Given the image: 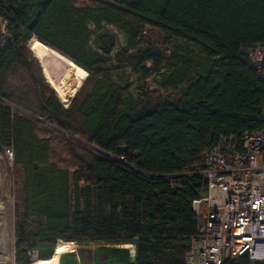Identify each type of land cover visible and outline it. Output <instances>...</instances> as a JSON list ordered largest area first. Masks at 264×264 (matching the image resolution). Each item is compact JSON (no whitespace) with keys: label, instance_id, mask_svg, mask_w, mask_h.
I'll return each instance as SVG.
<instances>
[{"label":"trees","instance_id":"16d2710c","mask_svg":"<svg viewBox=\"0 0 264 264\" xmlns=\"http://www.w3.org/2000/svg\"><path fill=\"white\" fill-rule=\"evenodd\" d=\"M79 2L58 40L39 36L97 76L66 107L59 96L72 70L54 87L58 95L47 80L56 77L52 59L43 71L35 37L52 38L63 26L57 3ZM0 16L11 33L0 47V149L13 148L22 172L16 260L52 257L59 238H90L100 245L81 247L83 264H189L199 220L193 203L209 184L205 153L241 152L246 134L264 128V62L260 68L247 54L264 48V0H0ZM101 21L129 37L148 26L179 41L170 57L158 48L125 51L136 76L166 63L161 83L179 95L132 92L126 77L93 68L84 57L89 23ZM99 43L110 54L116 40L103 33ZM58 148L65 161L54 156ZM125 242L136 244L135 259L128 247L109 245ZM225 264L253 261L244 253Z\"/></svg>","mask_w":264,"mask_h":264},{"label":"built area","instance_id":"2783aa9c","mask_svg":"<svg viewBox=\"0 0 264 264\" xmlns=\"http://www.w3.org/2000/svg\"><path fill=\"white\" fill-rule=\"evenodd\" d=\"M10 38L9 22L0 16V47ZM247 54L252 64L263 66V46ZM243 148L232 154L207 151L203 157L209 184L193 203L199 220L189 240V264H225L244 253L253 264H264V128L248 132ZM6 150L13 155L11 147Z\"/></svg>","mask_w":264,"mask_h":264},{"label":"rangeland","instance_id":"374dc122","mask_svg":"<svg viewBox=\"0 0 264 264\" xmlns=\"http://www.w3.org/2000/svg\"><path fill=\"white\" fill-rule=\"evenodd\" d=\"M80 5V2L75 6L57 3L56 9L65 15V19L62 23L63 26L58 29L55 36L52 38L41 33L38 34L37 38H35L41 43L40 47L45 49V52L38 53L33 51L41 64L52 59V67L56 71V77L52 76L47 78L46 74L45 76L53 88L67 75L69 69L72 70V74L69 75L71 81H68V83L64 85V93L59 96L66 107H69L72 102L77 103L78 100H80L81 97H79L77 93L87 78L90 77V82L86 89H90L92 83L96 81L97 76L94 73L90 74L85 68L73 62L69 56L55 50L52 46L42 41L39 36L42 35L54 42L58 40L67 23L75 14L77 6ZM89 27L92 32L88 43V54L86 52V56L84 57L91 63L93 68H105L107 74L114 81H120L122 76L126 77L127 80L125 83L128 84V87L132 92H138L141 89L145 90L152 96L160 94L164 97L176 98L179 95V90L172 86L164 87L161 83L162 71L167 72L168 67L166 63H164L161 71H152L149 76H136L131 73V68L126 63L125 55V51L133 52L139 48H158L163 51L166 56H174L179 52V41L173 39L167 40L161 31L148 26H144L137 37H129V34L125 29L109 21H101L99 24L90 22ZM103 33H110L115 37L116 44L110 54H105L100 46L99 36ZM93 54L94 56H97V58H101V60L95 61L94 56H92ZM53 74H55L54 70ZM56 92L59 95L60 90L57 89ZM6 148L7 147L0 149V249H4L7 260L9 261L8 264H14L15 261L17 262L14 247L17 236L15 234L14 223L17 205L21 201L20 181L22 179V172L19 167L15 165L13 148V155L8 154ZM59 149L61 148H58V151L54 156L60 161H65L66 156ZM61 240L73 242V240H67L64 238H59L58 242ZM89 245L96 246V241L92 240ZM77 247L78 245L74 241V249ZM35 260L44 259H38L34 256L30 262L25 264H31Z\"/></svg>","mask_w":264,"mask_h":264},{"label":"crops","instance_id":"0c3cea01","mask_svg":"<svg viewBox=\"0 0 264 264\" xmlns=\"http://www.w3.org/2000/svg\"><path fill=\"white\" fill-rule=\"evenodd\" d=\"M52 8V7H51ZM92 240L90 238H86L83 239L81 243H77L78 247L77 248H73L72 250H67L65 252H63L60 256V259L63 261V264H68L69 262H71L72 260H74L75 258H77V260L79 261V264H83L82 263V257H88V253L86 251H84L83 253L80 251L81 247L83 248H88L91 249L93 251H95L98 247H99V243L96 241V246H90L89 243ZM74 242V241H73ZM89 242V243H86ZM110 246H122V247H128L129 248V253H130V257L133 259H135L136 257V251H137V246L135 243L133 242H125V243H116V244H109ZM55 252V251H54ZM89 264V263H87Z\"/></svg>","mask_w":264,"mask_h":264},{"label":"bare ground","instance_id":"6f19581e","mask_svg":"<svg viewBox=\"0 0 264 264\" xmlns=\"http://www.w3.org/2000/svg\"><path fill=\"white\" fill-rule=\"evenodd\" d=\"M73 248H74V242H66V241L61 240L58 242V244L55 247L54 256L47 258V259H44V260H35L31 264H43V263L57 262L60 258V255L63 252H65L67 250H72ZM8 263H9V261L7 260V256L4 252V249L2 248V249H0V264H8Z\"/></svg>","mask_w":264,"mask_h":264},{"label":"water","instance_id":"95a60500","mask_svg":"<svg viewBox=\"0 0 264 264\" xmlns=\"http://www.w3.org/2000/svg\"><path fill=\"white\" fill-rule=\"evenodd\" d=\"M36 34V32L35 33H33V36ZM32 36V37H33ZM30 47V46H29ZM31 48V47H30ZM32 49V48H31ZM42 65V64H41ZM43 264H63V261L61 260V259H59L57 262H51V263H43Z\"/></svg>","mask_w":264,"mask_h":264}]
</instances>
